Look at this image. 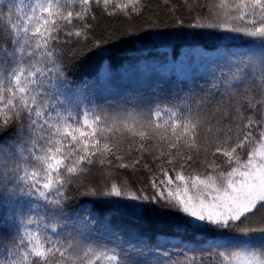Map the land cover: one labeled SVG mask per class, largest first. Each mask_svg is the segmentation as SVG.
I'll list each match as a JSON object with an SVG mask.
<instances>
[{"label":"snow or ice","instance_id":"6c2138e0","mask_svg":"<svg viewBox=\"0 0 264 264\" xmlns=\"http://www.w3.org/2000/svg\"><path fill=\"white\" fill-rule=\"evenodd\" d=\"M93 5H111L109 15L143 10L141 0H0V203L12 208L0 226L13 231L0 264H152L146 239L136 234L138 244L123 247L109 220L69 210L78 182L82 195L104 198L117 212L156 205L186 228L245 237L210 243L207 257L161 264H264V0L205 5L207 15L191 28L252 38L258 54L224 53L206 90L189 88L163 104L139 97L100 104L91 86L70 85L58 46L89 38ZM124 140L136 145L129 162L117 155ZM133 151L161 162L164 179H151L150 192L128 190L118 173L82 183L97 162L101 173L135 169Z\"/></svg>","mask_w":264,"mask_h":264},{"label":"trees","instance_id":"16d2710c","mask_svg":"<svg viewBox=\"0 0 264 264\" xmlns=\"http://www.w3.org/2000/svg\"><path fill=\"white\" fill-rule=\"evenodd\" d=\"M211 2L141 0L142 12L139 15L129 12L127 16L119 12L109 15L115 11L111 5L108 10L93 5L95 19L88 20L91 25L89 38L73 37L72 43L58 46L67 53L70 85L77 89L91 86L88 87L89 94L97 103L114 105L127 103L129 97L163 104L189 88L197 92L206 90L211 82V71L213 68L219 70L224 53L252 51L258 54L252 38L237 34L220 39L218 37L228 34L189 26L197 17L207 15L205 5ZM74 24L77 28L82 27L76 22ZM216 99L219 101L220 97ZM223 106L227 107L226 100ZM14 138L15 133L11 132L6 137L8 140ZM130 147L135 148L136 145L124 140L117 153L125 157V162H129L127 154ZM132 159L140 160L135 169L131 166L117 169L114 166L109 170L105 166L103 173L99 172L97 162L92 175L82 183L94 186L96 179L118 173V179H126L131 186L128 190L140 188L150 192L148 184L151 179H164L161 162L153 156H140L133 151ZM163 167L168 166L164 164ZM201 171L197 168V172ZM169 175L174 176V173L169 172ZM72 189L70 211L83 207L98 220H109L123 247L131 248L138 244L136 234L146 239L154 249L149 254L152 264H161L168 257L172 260H183L185 256L193 255L207 257L210 243L226 244L229 240L242 243L245 240L238 233L229 236L204 229L202 225L199 229L186 228L177 215L162 212L156 205L148 206L143 212L139 207L135 211L117 212L104 198L82 195L85 188L79 187V182L73 184ZM11 218V205L0 203V221H10ZM12 235L11 227L0 226V255Z\"/></svg>","mask_w":264,"mask_h":264},{"label":"rangeland","instance_id":"374dc122","mask_svg":"<svg viewBox=\"0 0 264 264\" xmlns=\"http://www.w3.org/2000/svg\"><path fill=\"white\" fill-rule=\"evenodd\" d=\"M242 240V239H241Z\"/></svg>","mask_w":264,"mask_h":264}]
</instances>
